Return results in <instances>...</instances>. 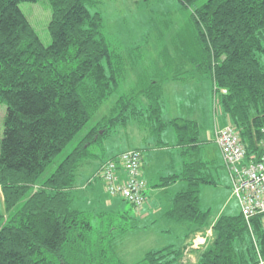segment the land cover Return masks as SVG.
Masks as SVG:
<instances>
[{
  "label": "trees",
  "instance_id": "1",
  "mask_svg": "<svg viewBox=\"0 0 264 264\" xmlns=\"http://www.w3.org/2000/svg\"><path fill=\"white\" fill-rule=\"evenodd\" d=\"M25 1L41 0H0V104L7 106L0 188L8 214L0 225V264H184L185 247L177 245L150 250L127 263L114 245L125 228L98 230L89 211L72 204L77 176L88 161L103 159L97 151L118 127L139 117L147 119L152 132L163 127L162 87L151 82L139 94L119 96L111 112L95 120L125 73L123 58L110 50L102 34L101 14L89 10L93 0H49L47 45L21 9ZM181 1L191 7L199 0ZM192 16L206 57L195 63L196 69L211 73L214 93L240 131L248 160H257L264 147V0H207ZM171 123L179 142L196 150V123ZM83 131L77 145L47 174ZM204 167L201 161L185 164L182 177L189 185L168 212L170 218L194 224L195 230L211 226L200 206V186L212 183ZM250 222L241 212L219 216L196 264H261L264 214Z\"/></svg>",
  "mask_w": 264,
  "mask_h": 264
},
{
  "label": "rangeland",
  "instance_id": "2",
  "mask_svg": "<svg viewBox=\"0 0 264 264\" xmlns=\"http://www.w3.org/2000/svg\"><path fill=\"white\" fill-rule=\"evenodd\" d=\"M206 1L199 0L191 7L186 6L181 0H93L91 5L87 4L91 13L98 12L101 14L102 34L110 50L123 58L125 73L112 97L105 101L96 113L95 120L110 113L119 96L130 93L139 94L142 88L149 86L151 82H156L162 87L160 91L166 107L163 115L168 117L169 111L171 115L180 113L185 117L197 119L199 124L202 125V131L212 127L211 113H213L212 109L215 112L214 105L218 106L219 112L222 111L219 101L212 99L215 95L213 78L211 73L208 76L207 74H201L200 71H193L196 68L195 63L205 61L206 57L198 47V28L192 13L194 8ZM21 9L37 29L43 42L46 45L49 44L51 36L48 25L52 18L50 1H25L21 3ZM203 71L205 70L203 69ZM176 77L178 78L176 79ZM6 109L5 104H0V139L3 135ZM200 113L206 114L207 116L203 115L204 119H208L204 121ZM136 121L142 127L141 137L147 136L148 139H151V136L148 135H153V132L149 130L150 126L146 123L147 119L139 117ZM84 133L85 131L57 156L55 162L49 167L47 174L54 170L66 153L77 145ZM132 134L136 135L133 132L128 134L125 129L118 127L115 135L110 138L112 143L106 147L105 151L101 152V157L108 158L109 155L132 147L131 145H134ZM168 141V145L173 142L170 139ZM209 144H205V146ZM220 150L222 151V148ZM217 151L219 152V149ZM136 152L138 151L136 150ZM91 162L98 163L95 159ZM224 163L226 164L225 161ZM163 167H167V164H164ZM91 170L92 168L86 170V178ZM215 172L221 175L220 183L216 186H201V208L207 211L211 220L217 217V211L224 203H226L227 214L242 213L238 200L231 195V176H229L231 174H228L229 171H225L222 166H218V172ZM209 178L212 179V175ZM107 198L126 207L129 211L126 218L118 217L111 211L102 210L106 213L103 216L94 215L89 211L90 219L98 230H107L110 226L118 229L125 228L122 236L118 239L122 241V246H120L123 249L121 257L126 261H130L128 263L141 260L148 251L159 249L158 247L162 243H174L179 246L178 235H184L181 243H184L186 237L190 235V232L187 234L188 236L184 234L188 231L182 225L164 220L158 221L157 225L151 228L146 227L147 230L140 229L137 219L134 218L136 213L130 205L123 201L121 197L112 196L106 191H98L93 196H88L82 209L87 211L92 207L103 208ZM91 201L92 207L89 203ZM99 212L101 211L95 212V214ZM6 216L8 214L4 205V196L1 194L0 225L6 220ZM164 228L168 231L161 234L159 230ZM198 231L204 233L207 240H211L213 230L203 229ZM184 257V264H191L189 260L187 262V256L184 255Z\"/></svg>",
  "mask_w": 264,
  "mask_h": 264
},
{
  "label": "crops",
  "instance_id": "3",
  "mask_svg": "<svg viewBox=\"0 0 264 264\" xmlns=\"http://www.w3.org/2000/svg\"><path fill=\"white\" fill-rule=\"evenodd\" d=\"M193 71L195 72L197 71V69L194 68ZM201 74H204V73H201ZM212 99L215 100V95L212 97ZM214 107H215V112L212 109L213 113H211L212 120H213L212 127L207 128L205 131L201 130L202 125L199 124L197 119L185 117V115L180 114V113H177L176 115H171L169 111H168V117L165 115H162L161 117V123H163V127L158 131H154L153 135H148V136H151V139H148L147 136L141 137L142 127L139 124V122L136 121V119L128 122V124L125 125V127L121 129H125V132L128 134L131 132L136 134V135L132 134V140L134 141V145H131L132 147L122 150L116 154L109 155L108 158L106 159L104 158L102 160L95 159L96 161H98V163L96 162L92 163L91 161L93 160L88 161L87 164L80 171L79 176H77V185H76L77 188L75 189V192L73 194L72 204L75 207L82 209L83 204L86 203L87 201L86 198H88V196L90 195L93 196L98 191L99 192L106 191L105 185L100 176L101 171H99L101 168V165L104 164L103 162H105L108 159L117 160L119 155H121L122 153L126 151H133V150L136 151L137 150L141 154V158H142L141 177L146 183V195H147L146 204L144 205L142 210L135 211L136 214L134 215V218L137 219V222L139 224V228L140 229L144 228L145 230H147L146 227L151 228L153 226H156L158 221L160 220L174 222V224L182 225L188 231L187 233L184 232V234L188 236L187 234H189L190 232V235L186 237V240L184 243H181L183 241L184 235L183 234L178 235L177 237V240L179 242L178 245L185 247V256H187V261L189 260L191 264H196L199 259L198 253L201 251V249H203L208 244L209 239L207 240L205 238L204 233L202 232L200 233V231L195 230L196 226L194 224H191L189 221L170 218L168 216V212L170 211L172 207V203L176 195L179 192L187 189L189 185L188 181L182 177L183 176L182 174L185 171V164L192 163L194 161H201L204 164L205 167L203 168V171L205 173V176L209 178V176L212 175V183H203L201 185V186L207 185L205 187H208V185L216 186L217 184L220 183L221 175L215 172V171L218 172V166H222L223 169L228 172L226 164L224 163L222 151L220 150L221 148L216 141V131H217V128H219V126L221 127L225 126L229 123H232V121L229 115H227L223 111V109L221 112H219L218 106L214 105ZM165 108L166 107L164 106L163 112ZM200 115L203 116L206 114L200 113ZM178 119L189 120V121H193V123H196L197 130H198L197 132L198 141L194 142V145L196 143L198 144V148L195 145L196 150L191 149L189 147H185L186 143L181 144L179 142V131L176 125L171 123L172 121L178 120ZM202 119H204V116L202 117ZM206 119L208 118H205L204 121H206ZM149 130L150 132H152L150 128ZM167 135L170 138H168ZM168 139L173 141V142H170L171 145H168L169 144ZM111 141L112 140L110 138L107 139L102 144L101 148L99 149L100 151L98 150L97 152L101 154V152L105 151L106 147L112 143ZM205 144H209V145L205 146ZM170 147H172L173 149H171ZM217 149H219L220 153L217 151ZM165 161H168V162L164 163ZM164 164H167V167H163ZM91 168L92 170L89 171V175L86 178L85 176L86 170L91 169ZM118 175L120 176V178H124L126 176L124 170L122 169H118ZM176 176H180V177H177V179L171 181L170 183L164 184L165 179H168L169 177H176ZM201 186L199 188L200 193H202ZM0 191H1V188H0ZM1 194H2V191L0 195ZM231 195L232 197H235L232 191V182H231ZM115 197H118V196H115ZM200 201H201V196H200ZM89 203L92 207V201ZM103 206H104L103 208H93L92 207L88 211H91L94 215L105 213V211H111L113 212V214L117 215L118 217L121 216V213L128 211L124 205L115 203V201H113L110 198L106 199V204ZM102 210H105V211H102ZM98 211H101V212H99L98 214H95V212H98ZM226 212H227L226 203H224L218 209L217 215H216L217 217L215 219L209 220L211 223V226L208 229L212 231V227L219 216L224 215V214L237 215L240 213L238 212L236 214H227ZM166 231L168 230L165 228L159 230L161 234H164ZM118 238L114 242L115 243L114 245H116L115 247H116L117 254L119 255V257H121L123 249L120 248V246H122L121 245L122 241L119 240ZM210 238L212 239V237ZM170 245H176V244L166 242V243H162L160 247L158 248L162 249ZM122 259L125 260L124 258ZM126 262L128 263L130 261H126Z\"/></svg>",
  "mask_w": 264,
  "mask_h": 264
},
{
  "label": "built area",
  "instance_id": "4",
  "mask_svg": "<svg viewBox=\"0 0 264 264\" xmlns=\"http://www.w3.org/2000/svg\"><path fill=\"white\" fill-rule=\"evenodd\" d=\"M215 100L218 101L216 93ZM216 141L222 148L226 167L231 174L233 195L250 225L253 217L264 214V147L259 159L248 160L240 131L233 123L217 128ZM141 164L139 152L126 151L117 160L107 162L100 174L109 194L127 200L137 211L142 210L147 201ZM118 169L124 170V178H120ZM261 264H264L263 259Z\"/></svg>",
  "mask_w": 264,
  "mask_h": 264
}]
</instances>
